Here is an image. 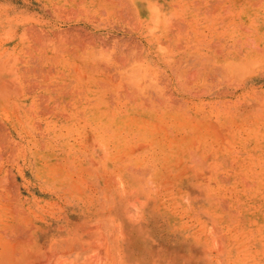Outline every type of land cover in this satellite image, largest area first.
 Here are the masks:
<instances>
[{"label": "rangeland", "instance_id": "rangeland-1", "mask_svg": "<svg viewBox=\"0 0 264 264\" xmlns=\"http://www.w3.org/2000/svg\"><path fill=\"white\" fill-rule=\"evenodd\" d=\"M227 1L163 24L140 22L147 0H7L0 260L89 264L94 239L103 264L109 246L121 264H264V0Z\"/></svg>", "mask_w": 264, "mask_h": 264}, {"label": "crops", "instance_id": "crops-1", "mask_svg": "<svg viewBox=\"0 0 264 264\" xmlns=\"http://www.w3.org/2000/svg\"><path fill=\"white\" fill-rule=\"evenodd\" d=\"M241 6H247L245 4L246 0H239ZM131 2V1H130ZM219 2L222 6L227 7L229 6V3L227 0H147V2L144 4L142 2H131L130 6L132 9L136 10V13L139 15V17L146 18L143 21L144 23H172L174 22V18L176 16L184 17L185 23H191V24H202V23H209L212 22L211 18L216 17L218 15V6ZM207 18V19H206ZM95 238H98V236H95ZM45 243V242H44ZM57 247H65L70 248L71 251L74 247L79 248L80 247V241L75 243H61L56 242ZM105 242L103 246H105ZM91 252H88L90 255V258L92 259V256H94V259L89 261V264H103L105 262L106 256H105V247H100L98 240H92V245L89 247ZM96 249V254H94V251ZM107 252L109 254V259H113V264H121V256L119 257L115 256L116 246L112 247L109 246L106 248ZM103 251V252H102ZM80 252V251H79ZM105 258L103 259V262H99V258L102 256ZM73 252H70L66 250L65 252H62L61 255H65V257L68 259ZM113 254V257L110 256ZM59 257V254H57ZM118 258V259H116ZM79 263H85V262H79ZM58 264V263H57ZM65 264H70V262H65Z\"/></svg>", "mask_w": 264, "mask_h": 264}, {"label": "bare ground", "instance_id": "bare-ground-1", "mask_svg": "<svg viewBox=\"0 0 264 264\" xmlns=\"http://www.w3.org/2000/svg\"><path fill=\"white\" fill-rule=\"evenodd\" d=\"M3 1L6 2V4H5L6 6H5V5H1V6H0V16H5V17H7V16L9 15V13H7V9H8L9 7H10V8H12V7L14 8L15 5H14V6H9V7H7V0H3ZM34 1H35V2H40V1H42V0H34ZM91 1H94V0H91ZM129 1H133V0H129ZM0 2H1V0H0ZM29 3H30V2H28V4H29ZM52 3H53V2H52ZM52 3H51V4H52ZM0 4H1V3H0ZM46 4H47V3H46ZM67 5H68V3H67ZM44 6H45V3H44ZM44 6H43V7H44ZM13 8H12V9H13ZM3 9H5V10H3ZM44 9H45V8H44ZM19 13H21V14H20V16H21V15H22V11L19 12ZM13 15H14V13H13ZM18 15H19V14H18ZM18 208H19V207H18ZM18 210H19V209H18ZM18 210H16V211L18 212ZM12 211H13V210H12ZM6 212H7V211H6ZM14 213H15V211H14ZM19 213H20V212H19ZM19 213H16V214L20 215ZM5 214H6V213H5ZM9 214H10V213H9ZM13 216H14V215H13ZM13 216H12V217H13ZM15 216H16V215H15ZM8 218H9V217H7V219H8ZM2 219H4V217H3ZM7 219H6V217H5L4 220H7ZM16 219H18V217H17ZM19 220H20V219H19ZM7 221H9V220H7ZM7 221H6V222H7ZM2 222H3L4 226H5L6 224H9V222H7V223H4L5 221H2ZM15 222H16V221H15ZM19 223H20V222H19ZM12 224H14V223H12ZM9 225H10V224H9ZM12 226L14 227V225H11V227H12ZM9 227H10V226H9ZM11 227H10V228H11ZM18 227H19V226H18ZM18 227L15 228V229L13 230L14 233H15V230L18 229ZM3 228H4V227H2V229H3ZM7 228H8V227H7ZM4 229H5V228H4ZM4 229H3V230H4ZM12 229H13V228H12ZM19 229H21V228H19ZM6 230H7V229H6ZM6 230H5V231H6ZM9 231H12V230L8 228V232H7V233H9ZM18 232H19V231H18ZM11 233H12V232H11ZM20 233H21V232H20ZM20 233H19V234H20ZM12 234H13V233H12ZM15 234H16V233H15ZM17 234H18V233H17ZM20 235H21V234H20ZM15 236H16V235H15ZM18 237H19V235H18ZM21 237H22V236H21ZM5 239H6V238H5ZM3 240H4V239H3ZM7 240H8V239H7ZM16 240H18V239H16ZM20 240H21V238H20ZM21 241H22V240H21ZM8 242H9V241H8ZM14 242H15V241H14ZM18 242H19V241H18ZM3 243H4V242H3ZM3 243H1V245H2ZM6 243H7V241H6ZM20 243H21V242H20ZM9 244H10V243H9ZM13 244L15 245V243H13ZM222 244H223V242H222ZM4 245H5V243L3 244V246H4ZM7 245H8V244L5 245V248H4V249H7V248H6ZM3 246H1V247H3ZM16 246H19L17 242H16ZM10 247H11V245H10ZM20 247H21V245H20ZM11 248H13V247H11ZM16 248H17V247H16ZM221 248H222V246H221ZM1 249H2V248H1ZM4 249H3V250H4ZM13 249H14V248H13ZM11 250H12V249H11ZM11 250H10V251H11ZM14 250H15V249H14ZM14 250H12V253H9L10 251H8V253L11 254V255H13V253H16V252H14ZM0 251H1V250H0ZM4 251H5V250H4ZM4 251H3V252H4ZM6 251H7V250H6ZM6 251H5V252H6ZM21 252H22V251H21ZM19 253H20V252H19ZM1 254H2V253H1ZM6 254H7V252H6ZM11 255H9V257H10ZM20 255H21V253H20ZM5 256H6V257H5ZM5 256H4V255L1 256V257H2V259H1L2 261L0 260V261H1V264H7V260L11 258V257H10V258H7V255H5ZM16 256H17V259H16V260L18 261V260L21 258V256H19V259H18V255H17V253H16ZM16 256L14 255V258H15ZM23 260H24V257H23ZM17 261H16V264L18 263ZM19 261H20V260H19ZM10 262H11V261H10ZM11 264H12V263H11ZM19 264H20V263H19Z\"/></svg>", "mask_w": 264, "mask_h": 264}]
</instances>
